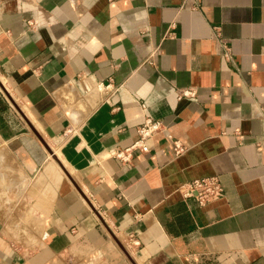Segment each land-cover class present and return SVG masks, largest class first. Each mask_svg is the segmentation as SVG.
<instances>
[{
    "label": "crops",
    "instance_id": "crops-1",
    "mask_svg": "<svg viewBox=\"0 0 264 264\" xmlns=\"http://www.w3.org/2000/svg\"><path fill=\"white\" fill-rule=\"evenodd\" d=\"M0 264H264V0H0Z\"/></svg>",
    "mask_w": 264,
    "mask_h": 264
},
{
    "label": "built area",
    "instance_id": "built-area-1",
    "mask_svg": "<svg viewBox=\"0 0 264 264\" xmlns=\"http://www.w3.org/2000/svg\"><path fill=\"white\" fill-rule=\"evenodd\" d=\"M113 1V0H110ZM192 91L183 90L182 95L188 96ZM164 130L161 120L146 118L138 127V137L134 143L126 148H112L110 155L118 159L121 163H129L132 160L134 151L148 152L150 149V139ZM180 145L176 144V151L180 150ZM183 197H194L200 204L220 199L224 196L225 190L218 176H209L194 179L184 183L179 187Z\"/></svg>",
    "mask_w": 264,
    "mask_h": 264
}]
</instances>
